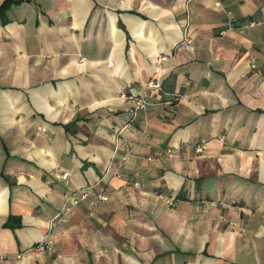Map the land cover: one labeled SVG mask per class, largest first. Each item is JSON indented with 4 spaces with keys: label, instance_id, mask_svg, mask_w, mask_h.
<instances>
[{
    "label": "crops",
    "instance_id": "obj_1",
    "mask_svg": "<svg viewBox=\"0 0 264 264\" xmlns=\"http://www.w3.org/2000/svg\"><path fill=\"white\" fill-rule=\"evenodd\" d=\"M251 18L264 0H17L0 15V264H264ZM130 92L152 101L135 117Z\"/></svg>",
    "mask_w": 264,
    "mask_h": 264
},
{
    "label": "built area",
    "instance_id": "obj_2",
    "mask_svg": "<svg viewBox=\"0 0 264 264\" xmlns=\"http://www.w3.org/2000/svg\"><path fill=\"white\" fill-rule=\"evenodd\" d=\"M256 23H264V19L252 20V21L246 22L245 25H254ZM251 65H252V67H256L255 59H253ZM149 87L157 89V90H162V83H161L160 77H157L155 79L150 80ZM122 96L127 97L131 100L132 106H131L130 110H131V113L134 117L137 116L141 111L146 110L152 103L147 92H144V93H135V92L122 93ZM62 176L64 178H66L68 176V173L64 172L62 174ZM86 195H87L86 193H82L80 195V197H74L73 202H75V203L78 202L79 199L85 197ZM107 199H108V196L106 193H103V192L98 193L96 195V197L94 198V200L92 201V203L95 204V203H98V202H101V201H104ZM2 257H3V255L0 254V258H2Z\"/></svg>",
    "mask_w": 264,
    "mask_h": 264
},
{
    "label": "trees",
    "instance_id": "obj_3",
    "mask_svg": "<svg viewBox=\"0 0 264 264\" xmlns=\"http://www.w3.org/2000/svg\"><path fill=\"white\" fill-rule=\"evenodd\" d=\"M17 0H4L3 3L0 5V15L5 16L7 9L13 4L16 3ZM256 20V19H248L247 22Z\"/></svg>",
    "mask_w": 264,
    "mask_h": 264
}]
</instances>
